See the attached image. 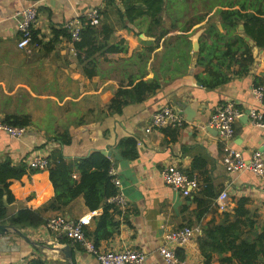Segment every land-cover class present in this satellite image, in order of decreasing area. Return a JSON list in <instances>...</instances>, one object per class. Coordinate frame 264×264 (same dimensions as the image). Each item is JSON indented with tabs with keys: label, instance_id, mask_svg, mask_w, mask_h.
<instances>
[{
	"label": "crops",
	"instance_id": "obj_1",
	"mask_svg": "<svg viewBox=\"0 0 264 264\" xmlns=\"http://www.w3.org/2000/svg\"><path fill=\"white\" fill-rule=\"evenodd\" d=\"M159 1L156 6L160 5L162 12L160 23L155 25L148 15H138L153 9L151 3L132 0L133 20L125 23L130 30L121 28L115 21L108 41L114 44L123 40L126 52L102 55L99 61L106 58L107 65L97 66L95 75L87 78L78 64L74 41L66 36L64 24L76 21L83 26L89 10L106 9L105 0H0V123L7 117L27 118L29 122L24 126L26 133L18 139L0 132V163L9 159L12 165L24 163L27 167L20 179L9 181L13 202L6 208L7 217L22 209L36 210L54 195L47 169L31 172L28 168L27 163L33 157L47 158L58 149L67 162H78L94 151L101 154L104 151L110 153L105 157L112 163L114 175H111L119 181L127 207L113 205L109 210L110 225L97 233L98 239L95 231L102 206L90 211L80 196L66 207L63 215L72 221L90 215L84 231L88 239L96 241L99 250H136L145 256L144 264H165L158 253L165 243V235L191 227L196 229L191 240L176 248L180 259L188 264H205V254H208V264H242L232 251L225 249L224 243L234 240L235 233L238 244L244 239L252 240L264 230V181L248 171L226 172L222 149L228 144L246 161L254 151H260L264 157V132L251 125L249 116L252 111L264 115V105L253 96L254 79L264 75V49L252 48L254 63L247 75H232L228 83L214 89L205 88L197 80L205 74L196 64V56L191 58L186 73L178 77L171 76L173 65L166 67L162 61L159 68V61L168 52L171 61H178V50L173 56V51L165 50V46L169 37L183 34L182 27L188 29L186 34L194 31L191 36L199 33V41L215 11L229 7L264 11V0ZM32 5L36 9L34 33L39 47L20 50L16 47L14 16ZM112 6L123 11L117 0ZM114 18L112 15L108 20ZM212 22L222 32L219 21ZM162 30L168 33L160 37ZM191 36L188 37L190 46ZM190 53L193 54L192 46ZM133 55L142 58V65L131 66ZM121 60L128 61L123 63V77L121 68H112L109 63ZM130 71L141 76L134 83L158 75L161 88L143 102L125 107L121 114H111L107 110L109 100L118 88L128 84ZM227 101L234 103L239 116L234 122L233 138L224 141L207 124L210 115ZM165 106L181 113L187 121L185 126L154 128L147 132L151 116ZM63 134L71 138L69 145L60 146L52 140ZM126 137L136 141L137 156L133 160L121 158L116 149L118 141ZM167 165L177 166L194 176L198 188L185 197L166 185L160 170ZM72 177L79 179L77 173ZM223 190L228 199L226 209L221 211L216 206V197ZM240 198L246 200L247 215L237 219L235 209ZM54 215L62 214L53 213L50 217ZM232 223L237 225L235 233L225 234V242L218 240L221 252L211 251L217 245L205 241L206 231ZM21 232L30 242L11 232L0 238V264H27L34 258H41L46 264H98L82 247L71 245L66 239L55 246L53 236L44 226L25 228ZM107 232L109 236L101 237ZM66 245L70 246V259L62 252ZM255 263L264 264V261Z\"/></svg>",
	"mask_w": 264,
	"mask_h": 264
},
{
	"label": "trees",
	"instance_id": "obj_2",
	"mask_svg": "<svg viewBox=\"0 0 264 264\" xmlns=\"http://www.w3.org/2000/svg\"><path fill=\"white\" fill-rule=\"evenodd\" d=\"M149 1L153 9L140 12L138 15H148L152 23L158 25L160 23L161 3L159 0H143ZM119 5L123 7V11L112 6L115 0H105V10H100L101 21L98 26H90L85 24L81 27L79 41H74L76 57L78 64L82 68L84 76L87 78L95 75V69L100 65L99 58L104 54L126 52L124 41L117 43H109V38L114 32L112 23L119 22L120 27L130 30L126 21H132L131 7L132 0H117ZM150 6V5H149ZM108 9V10H107ZM107 10V11H106ZM241 7L239 9H220L215 11L211 16V21L207 22L206 30L199 40L200 47L197 52L191 54V46L186 34L187 28L182 27L183 34L169 37L165 50L174 51L177 49L178 61H171L172 56L162 57L159 61V68L162 61L166 62V67L173 65L171 76H182L186 73L191 58L196 56V64L203 68L204 77H198L197 80L207 89H214L224 85L231 80V76H245L251 70L254 63L252 48L259 50L264 49V11H256ZM115 15L114 20L108 19ZM219 21L222 32H220L213 20ZM242 25V30L239 26ZM34 32V31H33ZM168 33L167 30L160 31L159 36L162 37ZM66 36H69V34ZM34 33V40L36 41ZM248 38V40H246ZM38 42V41H37ZM152 50V48L150 49ZM107 61L106 58L103 59ZM131 66L142 65V58L138 55L131 57ZM109 62V61H108ZM127 60H121L115 64L109 62L112 68H121L120 75L123 77V63ZM126 76V74L124 75ZM127 77V76H126ZM129 81L125 86H121L112 95L107 105V110L111 114H121L122 110L132 104L143 102L147 96L154 94L161 88L158 81V75L150 80H135L141 78L140 74L128 73ZM254 86H264V75L261 78L254 79ZM3 123L16 127H24L29 124L27 118L17 119L16 117H7ZM54 142L60 146L69 145L70 137L58 135ZM119 156L125 160H133L136 158V141L131 137L120 139L116 145ZM48 159V178L53 188V197L36 210L22 209L13 216L7 217V206L13 202V196L9 190V181L20 179L26 172L27 167L24 163L12 165L9 159L0 163V224H7L19 230L25 228H39L45 225L47 219L53 213L65 215L66 207L76 198L82 196L84 203L90 211L97 210L102 206V213L98 216L97 228L95 231L96 238H100L97 233L100 230L107 229L110 225L111 213L109 210L114 208L113 205L106 203L107 199L112 197L116 190L112 183L110 175L111 161L100 152L94 151L86 158L78 162H67L60 150H54L47 157ZM33 172V171H31ZM35 173V172H34ZM73 173L79 175L78 181L72 177ZM104 203V204H103ZM246 200L240 198L237 200L235 216L237 219L246 216L247 211L244 209ZM239 223L238 220L235 221ZM236 223L229 226L217 225L213 230H207L205 234L206 242H215L217 248H212L221 252L219 239L224 240L225 234L233 235ZM250 226L252 222L249 223ZM233 231V232H231ZM110 233L102 234L101 237L109 236ZM88 238L89 235L85 233ZM237 234H234V240L229 241L225 245L226 250L233 252L242 264H256L257 260L264 261V230L260 234H256L252 240H242L236 244ZM96 240V239H95ZM61 242H64L63 240ZM96 241H94V245ZM200 249L204 253L203 243H200ZM209 255L205 254V264H208ZM27 264H46L41 258H34Z\"/></svg>",
	"mask_w": 264,
	"mask_h": 264
},
{
	"label": "built area",
	"instance_id": "obj_3",
	"mask_svg": "<svg viewBox=\"0 0 264 264\" xmlns=\"http://www.w3.org/2000/svg\"><path fill=\"white\" fill-rule=\"evenodd\" d=\"M17 41L16 47L20 50H30L38 48L39 43L34 40V25L36 23L35 6H29L18 11L15 16ZM101 21L99 10L92 8L84 17L85 24L98 26ZM70 38L73 41H79L81 23L69 21L64 24ZM255 100L264 105V86H255L253 89ZM239 116V112L231 101L220 105L211 115L208 126L215 130L219 137L224 141H229L234 135V122ZM250 123L253 127L264 132V115L258 111L250 113ZM187 121L181 113L172 106H165L155 112L147 127V132L154 128H181ZM0 132H4L9 138L18 139L26 133L24 127H16L5 123H0ZM222 164L228 173L248 171L254 176L264 181V157L260 151H254L249 160H245L241 153L233 149L230 145L223 146ZM31 171L47 169L48 159L46 157L35 156L27 163ZM114 175L110 169V175ZM111 175V176H112ZM160 176L163 182L179 191L181 195L187 197L192 191L198 188V182L192 175L186 174L179 167L167 165L160 170ZM113 177V176H112ZM116 187L115 194L108 198L106 203L118 208L125 209L127 201L121 191L120 183L115 177L112 181ZM228 195L226 191H220L216 197V206L219 210L226 209ZM90 215L81 217L76 221L69 220L63 215H54L47 219L44 227L53 236L55 246H60V242L66 239L71 245H79L87 253L92 255L98 264H144L145 256L136 250L122 251H101L94 243L85 236V226L89 223ZM194 228L182 227L168 232L164 239L165 243L159 247L158 253L165 264H188L185 260L176 255V248L183 247L192 238L195 233Z\"/></svg>",
	"mask_w": 264,
	"mask_h": 264
},
{
	"label": "water",
	"instance_id": "obj_4",
	"mask_svg": "<svg viewBox=\"0 0 264 264\" xmlns=\"http://www.w3.org/2000/svg\"><path fill=\"white\" fill-rule=\"evenodd\" d=\"M239 29H242V25L239 26ZM198 37H199V33H196L193 36H191V40L190 41H191V46H192V52H197L198 49H199ZM246 40H248V38H246ZM178 107L183 108V109L186 108V106L185 107H182V105H178ZM183 114L186 115L187 112H183ZM188 121H191V119L190 120L188 119ZM216 134H217V132H216ZM102 154L104 156H106V155L108 157L110 156V153L106 154V152H104V151H102ZM8 232L15 233L20 238L24 239L27 242H30L29 239H27L25 237V235H23V233L21 232V230L15 228V227H11V226H9L7 224H0V238L3 237V236H5ZM62 252H63V255H64V257L66 259H70V252H71V250H70V246L69 245H66L62 249Z\"/></svg>",
	"mask_w": 264,
	"mask_h": 264
},
{
	"label": "rangeland",
	"instance_id": "obj_5",
	"mask_svg": "<svg viewBox=\"0 0 264 264\" xmlns=\"http://www.w3.org/2000/svg\"><path fill=\"white\" fill-rule=\"evenodd\" d=\"M99 62H100V61H99ZM105 64H106V62L103 61V60L100 62V66H101V65H105ZM106 65H107V64H106Z\"/></svg>",
	"mask_w": 264,
	"mask_h": 264
}]
</instances>
